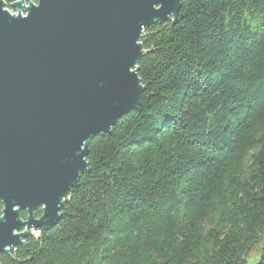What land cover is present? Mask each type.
Here are the masks:
<instances>
[{"label": "trees", "instance_id": "1", "mask_svg": "<svg viewBox=\"0 0 264 264\" xmlns=\"http://www.w3.org/2000/svg\"><path fill=\"white\" fill-rule=\"evenodd\" d=\"M139 42L138 105L0 264H264V0H182Z\"/></svg>", "mask_w": 264, "mask_h": 264}, {"label": "water", "instance_id": "2", "mask_svg": "<svg viewBox=\"0 0 264 264\" xmlns=\"http://www.w3.org/2000/svg\"><path fill=\"white\" fill-rule=\"evenodd\" d=\"M181 2L0 0V253L58 223L89 140L140 101L142 31Z\"/></svg>", "mask_w": 264, "mask_h": 264}, {"label": "rangeland", "instance_id": "3", "mask_svg": "<svg viewBox=\"0 0 264 264\" xmlns=\"http://www.w3.org/2000/svg\"><path fill=\"white\" fill-rule=\"evenodd\" d=\"M7 8H8V10H10L12 13H16V10H15V9H11L9 6H8ZM262 245H264V238H262L259 242L255 243V244L251 247V249L249 250L248 254H250V255L253 256L254 253H256V251L259 250L260 247H261ZM251 258H253V257H251Z\"/></svg>", "mask_w": 264, "mask_h": 264}, {"label": "built area", "instance_id": "4", "mask_svg": "<svg viewBox=\"0 0 264 264\" xmlns=\"http://www.w3.org/2000/svg\"><path fill=\"white\" fill-rule=\"evenodd\" d=\"M23 15V13H22ZM40 230V229H36V228H30L28 231H29V235H32V236H35L37 237V231Z\"/></svg>", "mask_w": 264, "mask_h": 264}, {"label": "bare ground", "instance_id": "5", "mask_svg": "<svg viewBox=\"0 0 264 264\" xmlns=\"http://www.w3.org/2000/svg\"><path fill=\"white\" fill-rule=\"evenodd\" d=\"M40 234V230L37 231V236Z\"/></svg>", "mask_w": 264, "mask_h": 264}, {"label": "flooded vegetation", "instance_id": "6", "mask_svg": "<svg viewBox=\"0 0 264 264\" xmlns=\"http://www.w3.org/2000/svg\"><path fill=\"white\" fill-rule=\"evenodd\" d=\"M37 209H39V208H37ZM37 209H36V210H37ZM36 210H35V211H36ZM21 212H25V211H21ZM35 214H36V213H35Z\"/></svg>", "mask_w": 264, "mask_h": 264}]
</instances>
